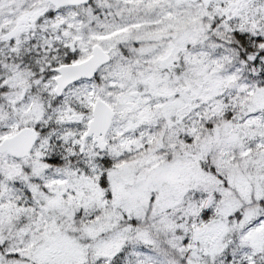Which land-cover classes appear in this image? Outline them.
<instances>
[{"label": "snow or ice", "instance_id": "1", "mask_svg": "<svg viewBox=\"0 0 264 264\" xmlns=\"http://www.w3.org/2000/svg\"><path fill=\"white\" fill-rule=\"evenodd\" d=\"M0 264H264V0H0Z\"/></svg>", "mask_w": 264, "mask_h": 264}]
</instances>
